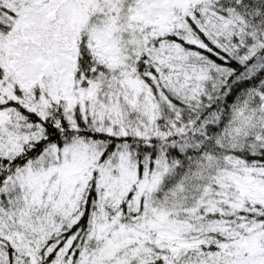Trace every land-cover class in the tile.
Instances as JSON below:
<instances>
[{
    "label": "snow or ice",
    "instance_id": "1",
    "mask_svg": "<svg viewBox=\"0 0 264 264\" xmlns=\"http://www.w3.org/2000/svg\"><path fill=\"white\" fill-rule=\"evenodd\" d=\"M0 264H264V0H0Z\"/></svg>",
    "mask_w": 264,
    "mask_h": 264
}]
</instances>
